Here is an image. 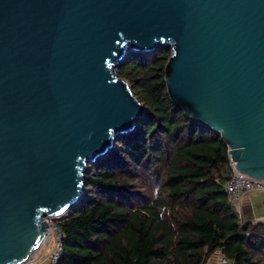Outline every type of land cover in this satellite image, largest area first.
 Here are the masks:
<instances>
[{
  "label": "water",
  "instance_id": "95a60500",
  "mask_svg": "<svg viewBox=\"0 0 264 264\" xmlns=\"http://www.w3.org/2000/svg\"><path fill=\"white\" fill-rule=\"evenodd\" d=\"M165 46L173 103L264 179V0H0V264L33 259L45 217L136 128L147 108L118 66Z\"/></svg>",
  "mask_w": 264,
  "mask_h": 264
},
{
  "label": "trees",
  "instance_id": "16d2710c",
  "mask_svg": "<svg viewBox=\"0 0 264 264\" xmlns=\"http://www.w3.org/2000/svg\"><path fill=\"white\" fill-rule=\"evenodd\" d=\"M171 49L130 51L118 72L147 111L107 156L91 162L85 191L63 217L58 264H264V223L239 216L219 133L191 120L165 84Z\"/></svg>",
  "mask_w": 264,
  "mask_h": 264
},
{
  "label": "built area",
  "instance_id": "2783aa9c",
  "mask_svg": "<svg viewBox=\"0 0 264 264\" xmlns=\"http://www.w3.org/2000/svg\"><path fill=\"white\" fill-rule=\"evenodd\" d=\"M232 174L224 188L228 194L229 201L235 212L243 217L242 201L246 192H264V179L250 177L236 170L234 162L230 159ZM56 218L45 217L48 223L46 240L40 250L47 252V264H58L63 255V232L57 224ZM39 250V251H40ZM223 262L232 264L230 259L223 257ZM32 264V262H31Z\"/></svg>",
  "mask_w": 264,
  "mask_h": 264
},
{
  "label": "crops",
  "instance_id": "0c3cea01",
  "mask_svg": "<svg viewBox=\"0 0 264 264\" xmlns=\"http://www.w3.org/2000/svg\"><path fill=\"white\" fill-rule=\"evenodd\" d=\"M243 218L248 222L264 223V192H246L242 201ZM47 252L40 250L32 259V264H47ZM206 264H227L222 252L213 253Z\"/></svg>",
  "mask_w": 264,
  "mask_h": 264
},
{
  "label": "bare ground",
  "instance_id": "6f19581e",
  "mask_svg": "<svg viewBox=\"0 0 264 264\" xmlns=\"http://www.w3.org/2000/svg\"><path fill=\"white\" fill-rule=\"evenodd\" d=\"M32 262L31 258H28L27 261L23 262L22 264H30Z\"/></svg>",
  "mask_w": 264,
  "mask_h": 264
},
{
  "label": "rangeland",
  "instance_id": "374dc122",
  "mask_svg": "<svg viewBox=\"0 0 264 264\" xmlns=\"http://www.w3.org/2000/svg\"><path fill=\"white\" fill-rule=\"evenodd\" d=\"M161 48L170 49L169 46H165V47H161ZM159 50H160V49H158V51H156V52H154V53H152V54H157V52H159Z\"/></svg>",
  "mask_w": 264,
  "mask_h": 264
}]
</instances>
